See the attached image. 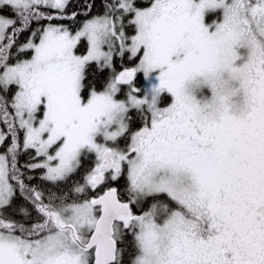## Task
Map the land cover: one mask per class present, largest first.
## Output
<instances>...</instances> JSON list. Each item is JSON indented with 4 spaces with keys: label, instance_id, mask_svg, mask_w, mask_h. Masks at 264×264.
<instances>
[{
    "label": "snow or ice",
    "instance_id": "snow-or-ice-1",
    "mask_svg": "<svg viewBox=\"0 0 264 264\" xmlns=\"http://www.w3.org/2000/svg\"><path fill=\"white\" fill-rule=\"evenodd\" d=\"M0 264H264V0H0Z\"/></svg>",
    "mask_w": 264,
    "mask_h": 264
},
{
    "label": "trees",
    "instance_id": "trees-1",
    "mask_svg": "<svg viewBox=\"0 0 264 264\" xmlns=\"http://www.w3.org/2000/svg\"><path fill=\"white\" fill-rule=\"evenodd\" d=\"M100 3H101V0H96V5H97V8H99V6H100ZM24 35H25V37H26L28 34H27V33H25ZM21 39H24V37H21ZM21 162H23V160H22Z\"/></svg>",
    "mask_w": 264,
    "mask_h": 264
},
{
    "label": "rangeland",
    "instance_id": "rangeland-1",
    "mask_svg": "<svg viewBox=\"0 0 264 264\" xmlns=\"http://www.w3.org/2000/svg\"><path fill=\"white\" fill-rule=\"evenodd\" d=\"M141 79H142V77H141Z\"/></svg>",
    "mask_w": 264,
    "mask_h": 264
}]
</instances>
